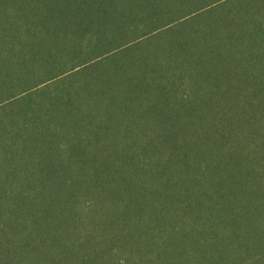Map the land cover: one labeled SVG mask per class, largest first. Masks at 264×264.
<instances>
[{"label": "trees", "instance_id": "obj_1", "mask_svg": "<svg viewBox=\"0 0 264 264\" xmlns=\"http://www.w3.org/2000/svg\"><path fill=\"white\" fill-rule=\"evenodd\" d=\"M0 264H264V0H0Z\"/></svg>", "mask_w": 264, "mask_h": 264}]
</instances>
